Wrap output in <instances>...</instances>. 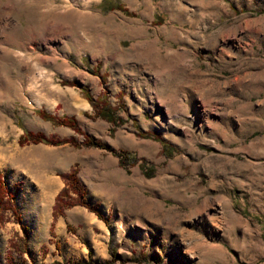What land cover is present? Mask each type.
<instances>
[{"label": "rangeland", "instance_id": "1", "mask_svg": "<svg viewBox=\"0 0 264 264\" xmlns=\"http://www.w3.org/2000/svg\"><path fill=\"white\" fill-rule=\"evenodd\" d=\"M101 1L0 0V172L22 217L4 212L0 264H264V0ZM39 110L104 148L20 143L84 140ZM74 168L98 209L55 219L43 189Z\"/></svg>", "mask_w": 264, "mask_h": 264}, {"label": "trees", "instance_id": "2", "mask_svg": "<svg viewBox=\"0 0 264 264\" xmlns=\"http://www.w3.org/2000/svg\"><path fill=\"white\" fill-rule=\"evenodd\" d=\"M101 9L106 11L111 10H121L122 12L126 14H132L128 11V9L125 7L123 3H121L118 0H102L99 4ZM84 96L90 101L92 105V109L94 111L91 116L93 118L101 117L103 119H106L107 121L118 125V116L116 114V110L118 109L116 106L111 107L106 102L107 100L103 98L95 99L88 91H84ZM39 115L48 121H51L57 125H64L67 127H70L75 132L79 134L84 135V140L80 141L74 136L61 138L55 135H47L44 132L38 131H25L20 137V143L22 144H47V145H53V146H59L65 143L72 144L74 146H95V147H102L104 148L103 143L100 140L94 139L90 137L89 135H86V133L82 130L81 126L77 123L76 119L74 117H65V118H59L56 116H53L51 114H48L45 111L39 110ZM120 156V163L121 165H126L127 157L133 159L134 157L131 155L123 154L121 151L119 153ZM142 166H146L144 163ZM76 168L71 170L70 172L61 174V178L64 180V187L60 190L58 195L56 196L54 207H53V216L56 219L59 214H62L67 207H72L74 205H85L86 207L97 211V206L92 205L88 203L85 199L86 196V187L81 183V181L77 178V174L75 171ZM15 187L9 188L6 181L3 178L2 173L0 172V222L3 218L4 212L10 211V213L14 216L16 222H21L22 217L19 211V208L16 204V195L18 190L21 187V184H14ZM72 192L78 196L73 197ZM68 199V200H66ZM99 216L102 217V215L99 213ZM26 232L24 236L21 238L24 240V243L26 244V237L28 236V229L27 227H24ZM13 256L10 255L9 257V264H12ZM21 264H26V260L24 258H21L20 260ZM54 264H61L60 262L54 263Z\"/></svg>", "mask_w": 264, "mask_h": 264}, {"label": "crops", "instance_id": "3", "mask_svg": "<svg viewBox=\"0 0 264 264\" xmlns=\"http://www.w3.org/2000/svg\"><path fill=\"white\" fill-rule=\"evenodd\" d=\"M57 177V176H56ZM44 177H42L43 179ZM48 179H51L53 184H52V188L48 190L46 189H43L44 192L50 194V196H52V200L54 201V198H55V195L58 193L59 190L62 189V187L64 186V182L60 179L58 180L59 178H55V177H51V178H48ZM42 181V180H41ZM43 182V181H42ZM57 187V188H56ZM56 189V190H55ZM35 197V196H34ZM35 199H37V197H35Z\"/></svg>", "mask_w": 264, "mask_h": 264}, {"label": "bare ground", "instance_id": "4", "mask_svg": "<svg viewBox=\"0 0 264 264\" xmlns=\"http://www.w3.org/2000/svg\"><path fill=\"white\" fill-rule=\"evenodd\" d=\"M16 2V1H15ZM0 91H1V89H0ZM32 93L34 92L32 89L30 90ZM4 92V91H3ZM4 94V93H3ZM2 95V94H1ZM36 94H34L33 96H35ZM37 98V97H36ZM35 100H37L38 102L40 101V99H35ZM2 160V159H1ZM47 183H50L49 181L47 182ZM46 186H48V184H46ZM45 189V188H44ZM48 190V189H47Z\"/></svg>", "mask_w": 264, "mask_h": 264}]
</instances>
